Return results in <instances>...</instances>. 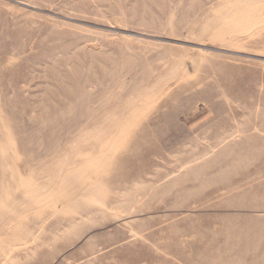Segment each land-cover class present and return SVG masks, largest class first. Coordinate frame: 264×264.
Instances as JSON below:
<instances>
[{"label": "rangeland", "instance_id": "rangeland-1", "mask_svg": "<svg viewBox=\"0 0 264 264\" xmlns=\"http://www.w3.org/2000/svg\"><path fill=\"white\" fill-rule=\"evenodd\" d=\"M0 134V264H264V0H0Z\"/></svg>", "mask_w": 264, "mask_h": 264}, {"label": "bare ground", "instance_id": "bare-ground-1", "mask_svg": "<svg viewBox=\"0 0 264 264\" xmlns=\"http://www.w3.org/2000/svg\"><path fill=\"white\" fill-rule=\"evenodd\" d=\"M0 135H1V134H0ZM0 138H1V137H0ZM0 140H2V139H0ZM1 143H2V141H1ZM2 148H3V147H2ZM7 160H8V159H7ZM72 161H73V160H72ZM4 172H5V171H4ZM60 172H61V171H59V173H58V174H60ZM35 176H36V175H35ZM61 176H62V175H61ZM53 177H54V176H53ZM58 177H59V176H58ZM56 178H57V177H56ZM14 202H16V203H17L18 201L16 200V201H14ZM9 203H10V202H9ZM12 204H13V203H12ZM10 205H11V204H10ZM11 206H12V205H11Z\"/></svg>", "mask_w": 264, "mask_h": 264}]
</instances>
